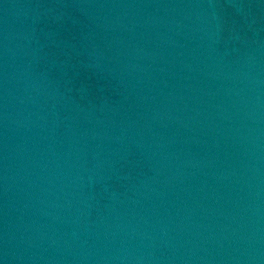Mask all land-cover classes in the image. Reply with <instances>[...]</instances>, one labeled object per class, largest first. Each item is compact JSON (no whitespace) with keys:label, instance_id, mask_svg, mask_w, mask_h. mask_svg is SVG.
I'll return each mask as SVG.
<instances>
[{"label":"water","instance_id":"95a60500","mask_svg":"<svg viewBox=\"0 0 264 264\" xmlns=\"http://www.w3.org/2000/svg\"><path fill=\"white\" fill-rule=\"evenodd\" d=\"M51 264H264V0H102Z\"/></svg>","mask_w":264,"mask_h":264},{"label":"snow or ice","instance_id":"6c2138e0","mask_svg":"<svg viewBox=\"0 0 264 264\" xmlns=\"http://www.w3.org/2000/svg\"><path fill=\"white\" fill-rule=\"evenodd\" d=\"M0 264H2V262H0Z\"/></svg>","mask_w":264,"mask_h":264}]
</instances>
